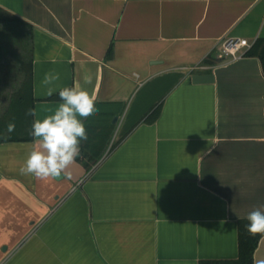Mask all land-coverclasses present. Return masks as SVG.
<instances>
[{
    "label": "crops",
    "instance_id": "obj_1",
    "mask_svg": "<svg viewBox=\"0 0 264 264\" xmlns=\"http://www.w3.org/2000/svg\"><path fill=\"white\" fill-rule=\"evenodd\" d=\"M0 9L31 33L36 111L26 121L15 113L19 138L0 141V264L236 259L239 220L264 209V70L256 56L219 54L227 38L264 39V0H0ZM49 72L60 78L46 86ZM73 86L98 109L81 118L84 157L58 177L21 174L31 120ZM7 91L0 81V117Z\"/></svg>",
    "mask_w": 264,
    "mask_h": 264
},
{
    "label": "clouds",
    "instance_id": "obj_2",
    "mask_svg": "<svg viewBox=\"0 0 264 264\" xmlns=\"http://www.w3.org/2000/svg\"><path fill=\"white\" fill-rule=\"evenodd\" d=\"M59 78L58 73L49 72L42 83L52 85ZM85 83L91 84L92 77L86 76ZM54 91L53 87H48L47 95L51 96ZM58 95L61 101L58 106L49 108L50 114L43 119L33 120L30 135L34 143L20 167L21 174L33 175L41 180L60 176L80 154L81 141L88 139L83 119L95 116L98 112L95 98L80 86L63 87ZM27 115L35 117L36 111L29 109ZM14 129V123L7 126L9 133ZM246 219L249 221L247 231L250 234L264 233V209L252 210ZM257 264H264V261H258Z\"/></svg>",
    "mask_w": 264,
    "mask_h": 264
},
{
    "label": "trees",
    "instance_id": "obj_3",
    "mask_svg": "<svg viewBox=\"0 0 264 264\" xmlns=\"http://www.w3.org/2000/svg\"><path fill=\"white\" fill-rule=\"evenodd\" d=\"M4 14V11L0 9L1 34L3 26L9 22ZM26 39L29 40V47ZM6 42L13 50L15 57H17V69L13 72L12 69L15 68L14 64L8 68L7 66H3L2 62H0V81H4L7 85V98L9 100L6 111L0 117V133L3 126L13 123L12 120L17 117L15 113L19 114L17 118L27 117L28 101H33V48L31 33L29 31L27 33H25V31L19 33V31H14L9 28L4 32V40L3 35L0 36V51ZM111 53L112 48L109 50V54ZM246 55L258 57L261 60L264 70V39H258ZM210 64L212 65L214 63L210 61ZM48 100L60 101L58 93L49 97ZM13 115L15 116L12 117ZM157 117L158 111L156 110L148 117V121L154 122ZM30 118L32 119V117ZM32 123L33 121L31 120V128ZM15 138H19V136L12 132L2 138L0 137V141H13ZM82 157H84L83 154L78 156L77 159L81 160ZM248 223L249 221L247 219L239 220V255L236 259L207 260L201 261L200 264H255V252L261 239L264 237V233L255 235L250 234L247 231Z\"/></svg>",
    "mask_w": 264,
    "mask_h": 264
},
{
    "label": "rangeland",
    "instance_id": "obj_4",
    "mask_svg": "<svg viewBox=\"0 0 264 264\" xmlns=\"http://www.w3.org/2000/svg\"><path fill=\"white\" fill-rule=\"evenodd\" d=\"M4 15L7 17L9 22L6 23L5 26H3L2 34L0 33V36L3 35V40H4V32H5V30H7L9 28L13 29L14 31H19V33L24 32V31H25V33L28 32L14 18H12L11 16H9L7 14H4ZM26 41H27V45L29 47V40L26 39ZM0 62H2L3 66H7L8 68H10L11 65L14 64L15 68L12 69L13 72H15L17 69V57H15L13 50L8 46L7 42L1 48ZM27 117H29V116L27 115ZM26 120H28V118Z\"/></svg>",
    "mask_w": 264,
    "mask_h": 264
},
{
    "label": "built area",
    "instance_id": "obj_5",
    "mask_svg": "<svg viewBox=\"0 0 264 264\" xmlns=\"http://www.w3.org/2000/svg\"><path fill=\"white\" fill-rule=\"evenodd\" d=\"M252 46L253 45L246 39L227 38L223 42L219 58L237 60L246 55L247 52L245 51V49H248L249 51Z\"/></svg>",
    "mask_w": 264,
    "mask_h": 264
},
{
    "label": "water",
    "instance_id": "obj_6",
    "mask_svg": "<svg viewBox=\"0 0 264 264\" xmlns=\"http://www.w3.org/2000/svg\"><path fill=\"white\" fill-rule=\"evenodd\" d=\"M211 79H213V77L210 75L198 74L194 76L195 82H202V81L211 80Z\"/></svg>",
    "mask_w": 264,
    "mask_h": 264
}]
</instances>
